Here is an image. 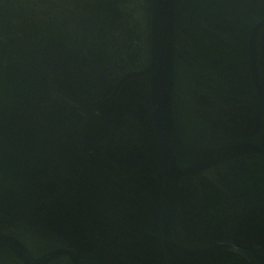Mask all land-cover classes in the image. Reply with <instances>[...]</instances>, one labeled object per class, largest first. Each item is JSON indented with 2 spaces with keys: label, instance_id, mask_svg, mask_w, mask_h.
I'll return each mask as SVG.
<instances>
[{
  "label": "water",
  "instance_id": "95a60500",
  "mask_svg": "<svg viewBox=\"0 0 264 264\" xmlns=\"http://www.w3.org/2000/svg\"><path fill=\"white\" fill-rule=\"evenodd\" d=\"M0 264H264V0H0Z\"/></svg>",
  "mask_w": 264,
  "mask_h": 264
}]
</instances>
